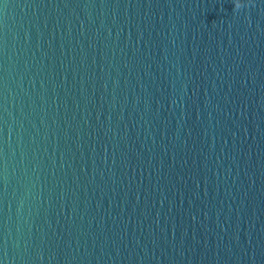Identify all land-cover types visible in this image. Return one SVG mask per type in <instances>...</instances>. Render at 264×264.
<instances>
[{
	"label": "water",
	"instance_id": "water-1",
	"mask_svg": "<svg viewBox=\"0 0 264 264\" xmlns=\"http://www.w3.org/2000/svg\"><path fill=\"white\" fill-rule=\"evenodd\" d=\"M0 264H264V0H0Z\"/></svg>",
	"mask_w": 264,
	"mask_h": 264
},
{
	"label": "clouds",
	"instance_id": "clouds-1",
	"mask_svg": "<svg viewBox=\"0 0 264 264\" xmlns=\"http://www.w3.org/2000/svg\"><path fill=\"white\" fill-rule=\"evenodd\" d=\"M236 7H237V8H240V7H242V5L239 4V3H237Z\"/></svg>",
	"mask_w": 264,
	"mask_h": 264
}]
</instances>
